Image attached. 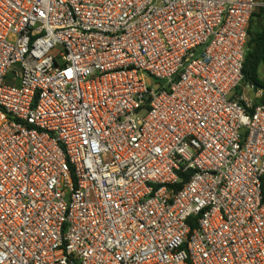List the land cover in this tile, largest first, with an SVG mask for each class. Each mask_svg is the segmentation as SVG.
Instances as JSON below:
<instances>
[{"label": "built area", "instance_id": "obj_1", "mask_svg": "<svg viewBox=\"0 0 264 264\" xmlns=\"http://www.w3.org/2000/svg\"><path fill=\"white\" fill-rule=\"evenodd\" d=\"M259 6L0 0V264H264Z\"/></svg>", "mask_w": 264, "mask_h": 264}, {"label": "trees", "instance_id": "obj_2", "mask_svg": "<svg viewBox=\"0 0 264 264\" xmlns=\"http://www.w3.org/2000/svg\"><path fill=\"white\" fill-rule=\"evenodd\" d=\"M264 11V10H263ZM253 20L250 21L249 27V42L248 52L246 55L244 66V79L243 83H252L257 88L264 90V80L259 76L260 66L264 64V29L262 32L255 34L252 31ZM264 102V98L260 101ZM178 187H181L179 185ZM263 195H264V179H263Z\"/></svg>", "mask_w": 264, "mask_h": 264}, {"label": "crops", "instance_id": "obj_3", "mask_svg": "<svg viewBox=\"0 0 264 264\" xmlns=\"http://www.w3.org/2000/svg\"><path fill=\"white\" fill-rule=\"evenodd\" d=\"M261 6H259L252 16V31L257 34L264 29V0H256ZM250 27V26H249ZM250 39V38H249ZM249 42V41H248Z\"/></svg>", "mask_w": 264, "mask_h": 264}, {"label": "rangeland", "instance_id": "obj_4", "mask_svg": "<svg viewBox=\"0 0 264 264\" xmlns=\"http://www.w3.org/2000/svg\"><path fill=\"white\" fill-rule=\"evenodd\" d=\"M259 76H260L261 79L264 80V64H262V65L260 66ZM244 85H246V84H244ZM247 85H249V84H247ZM245 90H246L245 88H243V89L240 88L238 92L245 91Z\"/></svg>", "mask_w": 264, "mask_h": 264}]
</instances>
